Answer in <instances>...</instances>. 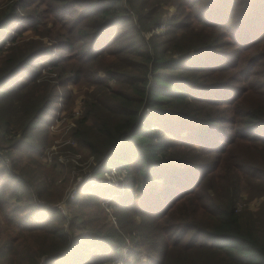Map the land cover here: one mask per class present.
<instances>
[{
	"label": "trees",
	"instance_id": "trees-1",
	"mask_svg": "<svg viewBox=\"0 0 264 264\" xmlns=\"http://www.w3.org/2000/svg\"><path fill=\"white\" fill-rule=\"evenodd\" d=\"M202 1H0V264H115L124 250L115 228L77 221L96 201H69L68 224L46 206L34 130L70 78L94 86L73 132L93 173L125 169L115 213L136 230L133 264H264V0L237 15V0Z\"/></svg>",
	"mask_w": 264,
	"mask_h": 264
},
{
	"label": "rangeland",
	"instance_id": "rangeland-1",
	"mask_svg": "<svg viewBox=\"0 0 264 264\" xmlns=\"http://www.w3.org/2000/svg\"><path fill=\"white\" fill-rule=\"evenodd\" d=\"M206 1L209 0H203L199 3L197 10L201 11ZM244 3L245 0H237L234 8L237 10L236 15L238 11L239 13L241 12L240 10ZM162 5L163 4H160V6ZM158 9L159 7H157V11ZM162 11L160 15H162L163 20H167L171 15L175 14V8L172 7L171 3L165 6ZM129 14L133 15L132 11H129ZM230 23L232 24H229V26H233L235 20H230ZM192 25L194 30H202V26L195 21H193ZM18 26L19 21H16L12 24L11 28L17 29ZM167 27L166 23L162 24L160 25L159 31H164ZM14 34L15 33H10L9 37ZM29 34V31L24 33L25 36ZM146 36H148L147 33ZM3 37H6L5 34H0V41H2L1 39H3ZM45 42H47L46 38H44V43ZM54 52L55 51L51 52L52 56H54ZM41 74L44 78L48 77L50 82L58 85L56 80L58 73L52 72L50 67L43 68ZM99 75L104 77L101 72ZM70 79L67 85H65V90H63L62 87H59L57 90L59 104H56L51 115L46 116L47 125L46 128H44V135H40L41 126H37L34 130L37 138L38 136L39 138H44V146L38 151H34L33 157L44 165V195H47L50 200H53L50 205L46 204V206L57 209L66 219V224H68L73 216L67 208L69 195L73 191L75 185H77L83 177L84 179L85 177H93L77 186V195L79 198L90 199L91 202L96 201L97 205H89L90 207L81 205V212L78 211L76 215L77 221L82 222L80 225H85L87 229L96 230L100 225H104L105 227L111 226L118 231L125 241V245L121 256H119L120 258L114 260L115 264H123V259H125V257L129 259L128 264L144 263L145 256L143 253L140 255L139 260H135L133 256L129 257L127 255L129 248L133 246L130 236L134 235L136 230L132 228L133 230L128 233L121 229L115 213V204L118 203L119 197L127 193L126 184L123 182L125 179V169L121 168L118 170V168L114 166L110 167V169L101 176H96L93 171L96 167L100 166L101 161L96 160L89 154L86 148L81 147L73 135L74 129L77 127V122L83 116L85 101L88 98L87 95L94 89V86L72 78ZM66 95H68L67 100L65 97ZM41 122L44 124V117ZM25 149V151H27L26 153H28L29 150H33L30 148ZM23 162H29V160L24 157ZM82 185L83 187L80 188ZM77 195H75V198ZM58 197L59 199L56 201ZM242 197L245 199L243 201L248 204L250 210H254V207L259 202L257 198L249 200L246 196V191L242 192ZM75 198L72 201H74ZM37 203L41 204L40 202ZM135 222H138L137 218ZM128 226L130 227L129 224Z\"/></svg>",
	"mask_w": 264,
	"mask_h": 264
},
{
	"label": "built area",
	"instance_id": "built-area-1",
	"mask_svg": "<svg viewBox=\"0 0 264 264\" xmlns=\"http://www.w3.org/2000/svg\"><path fill=\"white\" fill-rule=\"evenodd\" d=\"M89 178H93V177H91V176H90V177H85V179H84V177H83V179H82L80 182H78L77 185H75L73 191H72L71 194L69 195V198L67 197L69 201H72V200L75 198V195H77V188H78L77 186H78L79 184L85 182V180H87V179H89Z\"/></svg>",
	"mask_w": 264,
	"mask_h": 264
}]
</instances>
